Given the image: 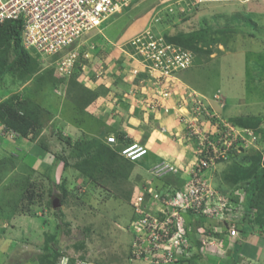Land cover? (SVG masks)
Here are the masks:
<instances>
[{"label": "rangeland", "instance_id": "obj_1", "mask_svg": "<svg viewBox=\"0 0 264 264\" xmlns=\"http://www.w3.org/2000/svg\"><path fill=\"white\" fill-rule=\"evenodd\" d=\"M172 1L176 0H136L107 19L100 31L96 29L90 34L89 41L101 47L97 59L95 54L92 60L82 58L76 79L61 77L55 70L52 75L44 70L43 74L27 78L18 77L13 71L0 76V102L12 96L31 97L44 107L40 135L23 137L12 129L0 127V255L3 258L9 255L5 264H131L129 251L134 238L131 200L138 185L152 178L151 174L146 175L148 171L142 174L136 167L148 170L155 166V159L146 155L131 170L115 177L104 174V164L94 178L87 177L86 162L82 170L77 164L90 154L77 156L76 149L67 143L68 130L57 126V106L63 100L61 116L68 117L72 113L68 103L78 108V98L93 94L97 97V89H90L94 84H88L99 82L100 66H104L103 71L111 66L121 69L131 49L127 40L142 32L156 11L166 15L164 7ZM261 13H264V0H212L196 4L182 19H169L159 26L164 34L178 36L183 43L197 49L194 64L180 71L179 76L208 97L220 92L225 106L212 102L219 114L226 118L260 117L254 125L262 141L258 148L245 152L249 157H257L260 151L261 160L257 164L248 158L246 164L242 163L252 167L256 164L258 169L264 163V15ZM182 34L185 36L181 37ZM128 65L138 68L137 63ZM42 66L47 68L44 63ZM141 71L134 79L148 76L144 69ZM143 84L148 82L143 80L138 84L140 91ZM80 135L70 138L71 141L88 137ZM107 137L101 140L107 143ZM232 163H219L210 172L215 174L217 187L226 188V192L234 188L225 179L229 167L234 166ZM240 182L239 187H243L245 181ZM225 183L227 186H222ZM54 201L59 205H54ZM20 247L24 251H19ZM43 253L50 256L39 258Z\"/></svg>", "mask_w": 264, "mask_h": 264}, {"label": "built area", "instance_id": "obj_2", "mask_svg": "<svg viewBox=\"0 0 264 264\" xmlns=\"http://www.w3.org/2000/svg\"><path fill=\"white\" fill-rule=\"evenodd\" d=\"M135 1L0 0V23L21 20L23 45L46 67L54 66L59 76L69 77L81 66L82 58L93 56L97 45L89 41L90 34L100 31L107 19ZM203 1L167 3L166 15L156 11L146 28L126 42L131 46L130 58L148 73L142 78L148 82L141 90L144 110L177 111L186 128L185 142L193 147L195 157L185 167L170 161L155 164L149 169L152 178L136 188L131 200V264L191 263L197 254L221 260L241 238L238 221L244 216L246 190L238 187L226 192L217 187L210 172L221 159L229 158L230 150L240 154L258 148L259 135L254 128L238 126L219 114L212 102L225 106L220 92L208 97L180 78V71L194 64L195 53L169 41L159 28L172 16H188ZM131 73L135 77L142 71L136 67ZM107 139L118 143L113 134ZM148 151L146 145L133 142L122 146L119 154L136 162ZM166 176L176 182H165ZM197 218H202V223L190 225V220Z\"/></svg>", "mask_w": 264, "mask_h": 264}, {"label": "crops", "instance_id": "obj_3", "mask_svg": "<svg viewBox=\"0 0 264 264\" xmlns=\"http://www.w3.org/2000/svg\"><path fill=\"white\" fill-rule=\"evenodd\" d=\"M206 1L212 0H204L203 2ZM199 5L202 6V4ZM261 14L264 15V13ZM100 48V46H96V49L93 50L92 58H95V54L97 59ZM105 48L102 47V50L109 51V48ZM127 56L121 69H113L111 66V69L108 68L103 71L104 66H100L101 69L97 71L99 74V82H97L100 85L99 87H97V83H91L89 79L87 80V84L90 82L88 86L94 84L90 89H97L99 94L85 109H78L74 103L70 102L68 104L69 111L72 110L71 115L68 117L61 116L64 109L62 104H65L62 100L57 106V126L68 130L66 136L70 138L81 136L80 134H84L89 138L101 137L100 139H105L108 135L112 134L116 135L117 138H119L118 136H123L124 139L121 137V141L132 139V142L146 145L149 148L147 155H151V158L155 159L156 164L170 161L177 166H187L195 157L193 147L185 142V136L182 135L184 124L179 120V113L177 111L167 113L163 110L152 113L144 110L141 103L143 93L137 87L138 84L143 83L142 78L144 76L140 79L139 77L134 79V76L131 74L132 67L128 64L130 62L137 63L138 68L141 70L144 67L138 61H133L129 55ZM183 81L192 87L191 82H186L184 79ZM192 88L203 93L198 87V89ZM162 127H165L166 130H162ZM167 128L169 129L168 131ZM120 145L122 144L118 141L117 146L119 147ZM139 165L143 167L142 163H139ZM136 170L142 171V174L143 172H149V169L137 167ZM146 175L150 176V173ZM222 186L225 187V185ZM243 206L245 213L246 205L244 204ZM253 210L256 209L254 208ZM247 228L246 231L241 233L242 240L238 239L234 245V248L235 246H240L238 251L236 249L234 251V248L229 250L228 255L221 260L216 256L201 254L191 264H264V233L257 228ZM243 229L245 228L243 227ZM7 248L8 246L5 250H8ZM8 256L6 255V258H3L0 255V264H5Z\"/></svg>", "mask_w": 264, "mask_h": 264}, {"label": "trees", "instance_id": "obj_4", "mask_svg": "<svg viewBox=\"0 0 264 264\" xmlns=\"http://www.w3.org/2000/svg\"><path fill=\"white\" fill-rule=\"evenodd\" d=\"M166 19L167 18H164V21ZM170 19L174 20L176 19V17L174 18L172 16L170 17ZM22 32L23 25L21 20H7L3 23H0V76L7 71H13L17 73L18 77L27 78L31 75L37 76L40 73L43 74L44 70H46L45 74L52 75L55 70L54 66H48L46 69H43V64L40 59L35 56L31 50L27 49L23 45ZM165 36L169 41L181 44L182 46L191 49L194 53L195 50H197L196 48H193L192 45L183 43L178 36H171L168 32L165 33ZM182 36H185V34H182L181 37ZM79 72L80 67L78 68V70L74 71L71 76L67 78L76 79ZM94 96L95 94H93L92 97L86 96L85 98L83 96V98H78V109H85V107L96 97ZM43 118L44 107L38 101L34 100L31 97L21 98L12 96L0 102V127L12 129L17 132V134H19L20 136L27 137L29 135L40 134L44 126ZM228 119L238 126L251 127L258 131V129L255 128L254 123L257 124L260 121V117L241 116L239 118L228 117ZM251 121L253 122V124L251 123ZM256 133L259 135L260 143L262 141L261 135L259 132ZM118 137L119 138H117L116 136L117 140L120 141V144H122L119 147L117 146L118 143H106L105 141L97 137H87L83 141L80 140L73 142V140L71 141L69 136L65 135L67 143L71 144L72 148L74 147V149H76L75 152H78L77 156H83V153L90 154L89 156H84L81 161L82 163L80 162L79 164H77V166H79L82 170L84 164L83 162H86L87 166L85 169H87V172L85 173L86 176L91 179L96 176V172L101 171V167H104V164L106 165L104 174L111 173L114 177L118 174H123L127 172V170H131V168L134 167L135 162L128 160L119 154V149L122 146H124L125 144L133 143L132 139H126L124 141H121V137L123 139L124 137ZM38 149H40V146ZM261 154L262 152L257 151V157H249L248 152L238 154L230 150L228 155L229 158L221 159L220 161V163L226 161L234 162L232 163L234 166H230V170L225 173V179H229L230 182L233 183V189L238 188L239 185H241L240 181H247V183L244 182L243 186L246 190V197L244 201L246 205V210L243 219L240 220L239 228L241 230V233L243 231H246L247 227L249 229H260L264 233V163L263 166L260 167V169H258L256 164L253 165L255 167H252L251 165H242V163L246 164V160L248 158L256 160L258 164V162H260L261 160ZM238 157H240V159H238ZM170 177H165L164 181L174 182V179ZM177 183L180 182L177 181ZM223 185L227 186L226 183ZM30 192L32 193V191ZM29 196L33 199V194H30ZM254 208L256 209L255 211L253 210ZM202 221V218H197V220L195 221L190 220V225L192 224L194 226L195 224L202 223ZM243 227L245 229H243ZM239 247L240 246H235L234 251L235 249L236 251H238ZM21 250L22 247H20L19 251ZM49 256L50 253H43L39 258H45ZM176 264L191 263H186V260H183L180 263Z\"/></svg>", "mask_w": 264, "mask_h": 264}, {"label": "water", "instance_id": "obj_5", "mask_svg": "<svg viewBox=\"0 0 264 264\" xmlns=\"http://www.w3.org/2000/svg\"><path fill=\"white\" fill-rule=\"evenodd\" d=\"M54 205H56V206H57V205H59V203H56V202L54 201Z\"/></svg>", "mask_w": 264, "mask_h": 264}, {"label": "clouds", "instance_id": "obj_6", "mask_svg": "<svg viewBox=\"0 0 264 264\" xmlns=\"http://www.w3.org/2000/svg\"><path fill=\"white\" fill-rule=\"evenodd\" d=\"M169 176V175H168ZM168 176H166V177H168ZM174 177V176H173ZM262 231V230H261ZM263 232V231H262Z\"/></svg>", "mask_w": 264, "mask_h": 264}]
</instances>
